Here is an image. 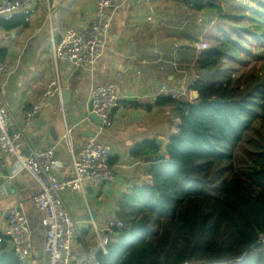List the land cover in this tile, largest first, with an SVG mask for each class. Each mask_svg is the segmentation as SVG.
Instances as JSON below:
<instances>
[{
    "label": "crops",
    "instance_id": "obj_1",
    "mask_svg": "<svg viewBox=\"0 0 264 264\" xmlns=\"http://www.w3.org/2000/svg\"><path fill=\"white\" fill-rule=\"evenodd\" d=\"M93 0H51L49 10L42 0H29L32 10L25 27L4 28L0 19V60L11 67L8 75L0 76V91L12 122L23 128L24 112L35 104L40 111L33 123L23 129L22 153L32 149L53 148L54 174L62 179L73 175L72 155L89 140L110 147V164L115 180L95 189L89 184L84 191H64L62 201L76 221L79 235L70 240L71 264H99L95 229L106 233L111 219L119 220L118 201L132 186L146 178L145 157L136 158V149L151 143L167 145L176 130L170 106H154L159 89L180 93L195 80L193 64L198 55L196 45L214 24L207 19L213 11L199 12L172 0H154V21L146 20L143 0H120L110 12L106 48L90 68H78L66 60L54 63L52 43L58 44L67 30L87 27L93 17ZM14 16H22L16 14ZM13 18V17H12ZM11 18V19H12ZM57 70L67 102L60 106L57 99L43 97L46 86ZM113 83L122 100L111 114L112 124L102 128L84 121L89 91L96 85ZM173 125V126H172ZM71 130L72 151L62 142L65 129ZM13 159L0 160V249L12 253L4 236L3 213L16 207L25 216L32 235L30 264H45L43 252L45 231L40 212L33 203L37 184L24 172L13 175ZM94 213V217L92 215ZM116 233L109 235L110 243Z\"/></svg>",
    "mask_w": 264,
    "mask_h": 264
},
{
    "label": "trees",
    "instance_id": "obj_2",
    "mask_svg": "<svg viewBox=\"0 0 264 264\" xmlns=\"http://www.w3.org/2000/svg\"><path fill=\"white\" fill-rule=\"evenodd\" d=\"M172 1L196 12L209 9L219 22L202 36L208 48L195 57L187 92L153 101L172 108L176 132L162 152L153 143L133 152L145 157L147 176L119 199L124 228L96 260L264 264V245L257 243L264 235V59L241 75L224 69L251 47L262 54L264 0ZM4 24L6 30L26 25L22 16ZM2 251L0 264H17L13 253Z\"/></svg>",
    "mask_w": 264,
    "mask_h": 264
},
{
    "label": "built area",
    "instance_id": "obj_3",
    "mask_svg": "<svg viewBox=\"0 0 264 264\" xmlns=\"http://www.w3.org/2000/svg\"><path fill=\"white\" fill-rule=\"evenodd\" d=\"M47 9L51 0H42ZM146 7V20L154 21V0H143ZM93 17L87 27L82 30H67L64 32L58 44L52 43L51 59L54 63L66 60L78 68L90 69L102 56L106 48V37L109 29L110 12L116 9L120 0H93ZM32 10L29 0H0V19L10 21L16 14H23L28 20ZM208 48L201 42L196 45L200 53ZM11 67L7 61L0 60V76L8 75ZM160 95L179 99L180 93L176 90H168L164 85L159 89ZM43 97H52L63 105V89L55 69L49 80ZM89 99L92 102V110L100 121V127L109 128L112 124L111 114L117 104L122 100L116 92L113 83L96 85L89 91ZM40 111V104L33 105L24 112L23 128L13 124L12 115L3 100L0 91V160L13 159V175L24 171L28 173L38 186V193L33 198L36 209L40 212L45 231L43 252L45 264H71L70 240L79 235L76 221L67 211L61 193L67 190L84 191L86 184L99 189L106 183L115 180L113 165L109 163L110 147L101 145L94 140H89L83 148L72 155L73 175L62 179L53 172L54 150L53 148L32 149L27 154L22 153L23 129L30 126L36 114ZM86 113L84 121L92 124ZM71 130L66 128L64 139L66 140L70 154L72 151ZM3 192L0 190V195ZM5 223L4 236L15 257L17 264H30L32 258V235L27 226L24 214L16 207L8 208L3 213ZM124 228L122 221L111 219L106 224V233L100 234L95 229L97 245L94 250H99L107 255V247L110 244L109 235L116 230ZM2 240L0 239V242ZM258 244L264 245V235H259Z\"/></svg>",
    "mask_w": 264,
    "mask_h": 264
},
{
    "label": "rangeland",
    "instance_id": "obj_4",
    "mask_svg": "<svg viewBox=\"0 0 264 264\" xmlns=\"http://www.w3.org/2000/svg\"><path fill=\"white\" fill-rule=\"evenodd\" d=\"M244 0H230V5H238L240 2H243ZM246 3V2H244ZM229 11H231L232 13H234L232 11V9H230L229 7ZM207 19L210 21H214V23H217L219 22L218 20V14L213 12L211 13L209 16H207ZM203 41H199V43H201ZM254 45V43H252ZM197 51V49H196ZM262 51V54L261 55H258L257 52H256V49H254V47H251V49H249L248 52H245L242 54V61L240 62H233L232 64L230 65H224V69H233L237 74V75H241L242 73H244L249 67H252V66H255L256 68L259 66L261 60L264 59V49L261 50ZM185 93V91H184ZM118 105V104H117ZM117 107V106H116ZM88 112V110H87ZM35 119V118H34ZM94 123V122H93ZM100 126V125H99ZM71 135V134H70ZM62 142L64 143V145L66 146V148L69 150L68 146H67V143H66V140L64 139V135L62 136ZM103 187V186H102ZM100 187V188H102Z\"/></svg>",
    "mask_w": 264,
    "mask_h": 264
},
{
    "label": "water",
    "instance_id": "obj_5",
    "mask_svg": "<svg viewBox=\"0 0 264 264\" xmlns=\"http://www.w3.org/2000/svg\"><path fill=\"white\" fill-rule=\"evenodd\" d=\"M69 96V92L68 91H65L64 93H63V103H66L67 102V97ZM196 100V93L195 92H193V91H191L190 92V101L191 102H194ZM87 110H88V113H90L91 112V110H92V102L91 101H89V103H88V107H87ZM89 117H90V119L92 120V122H94V124H96V125H100V121H99V119L94 115V114H92V113H90L89 114ZM92 215H93V217H94V213H92Z\"/></svg>",
    "mask_w": 264,
    "mask_h": 264
}]
</instances>
